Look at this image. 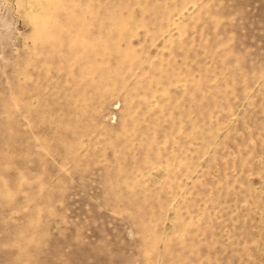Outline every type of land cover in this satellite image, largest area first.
I'll return each mask as SVG.
<instances>
[{
  "label": "rangeland",
  "instance_id": "1",
  "mask_svg": "<svg viewBox=\"0 0 264 264\" xmlns=\"http://www.w3.org/2000/svg\"><path fill=\"white\" fill-rule=\"evenodd\" d=\"M0 264H264V0H0Z\"/></svg>",
  "mask_w": 264,
  "mask_h": 264
},
{
  "label": "bare ground",
  "instance_id": "2",
  "mask_svg": "<svg viewBox=\"0 0 264 264\" xmlns=\"http://www.w3.org/2000/svg\"><path fill=\"white\" fill-rule=\"evenodd\" d=\"M43 7V6H42ZM55 9V8H54ZM42 10V9H41ZM45 10V9H44ZM46 10H47V8H46ZM45 13V12H44ZM118 16V15H117ZM34 17H36V20H37V16H34ZM48 17V16H47ZM112 17V16H111ZM111 17H109V18H111ZM114 17V16H113ZM123 17V16H122ZM40 18H41V15H40ZM49 18V17H48ZM48 18H45V19H47L48 20ZM51 18V17H50ZM118 18V17H117ZM124 18V17H123ZM34 19V18H33ZM54 19V18H53ZM120 19V18H119ZM39 20V19H38ZM41 20V19H40ZM43 20V19H42ZM41 20V21H42ZM55 20V19H54ZM53 20V21H54ZM44 21V20H43ZM120 21V20H119ZM34 22H35V20H34ZM48 22H49V20H48ZM116 22V21H115ZM117 22H118V20H117ZM54 23V22H53ZM110 23V22H109ZM42 24V23H41ZM119 24H121V23H119ZM117 25V24H116ZM119 26V25H118ZM124 27V26H123ZM114 28H116V27H114ZM119 29L118 30H120V32L121 31H124L125 32V30H124V28H121V26L120 27H118ZM128 30V29H127ZM118 33H119V31H117ZM120 35H122V34H120ZM124 35H125V33H124ZM93 41L91 40V43H92ZM94 45V44H93ZM105 45V44H104ZM91 46H92V44H91ZM95 46V45H94ZM93 46V47H94ZM95 48V47H94ZM108 48V47H107Z\"/></svg>",
  "mask_w": 264,
  "mask_h": 264
}]
</instances>
